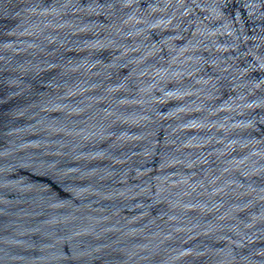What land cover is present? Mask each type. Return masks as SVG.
<instances>
[{"label":"water","instance_id":"obj_1","mask_svg":"<svg viewBox=\"0 0 264 264\" xmlns=\"http://www.w3.org/2000/svg\"><path fill=\"white\" fill-rule=\"evenodd\" d=\"M0 264H264V0H0Z\"/></svg>","mask_w":264,"mask_h":264}]
</instances>
